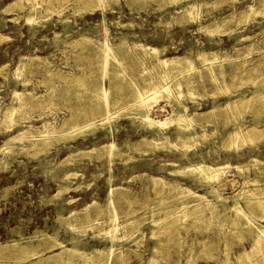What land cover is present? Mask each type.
<instances>
[{"label": "rangeland", "instance_id": "rangeland-1", "mask_svg": "<svg viewBox=\"0 0 264 264\" xmlns=\"http://www.w3.org/2000/svg\"><path fill=\"white\" fill-rule=\"evenodd\" d=\"M12 1L13 0H0V36L3 37L1 38L2 40L0 39V67H2L0 69V119H2V112L4 108H6L8 104H10L9 101H11V97L13 94L12 92L16 90L18 92L20 91L21 93L13 101V104L17 105V125L15 124L14 127L9 128L7 124L3 123V120L2 122L0 120V124L3 123L0 126V147L3 145V141L7 139V137L12 138L10 148L8 149L9 152H0V162L2 160H5V163H0L1 264H29V262H32L33 260L35 261L34 257H31L25 261L17 262L16 258L14 257V253L16 250L8 249L5 246L10 245L13 240H19L22 244L27 241L37 243V239L41 237L42 233H46L54 237L57 236L56 238L62 241L66 247L71 246L72 240L70 239V237L74 235L78 239L79 245L77 244V246L79 250L89 254L90 263L85 264H148V259L152 256V243L155 242V238L152 237L150 233V221H152V219H156L157 215L158 217L164 216L167 211L172 208H175L177 205H179V203L175 202V196L177 195V193L173 189L171 191V189L165 187L162 188V190L161 188H157L155 190V187H152V185L148 184V181L145 176H159L165 178V180L167 181L171 180V182L172 180L177 179L182 184V186H187L188 188L194 190L196 193L203 194L206 190L204 186H201L196 182H192L190 181V179H187L184 176L167 173L169 170L172 169L170 163H183L186 162L187 159L194 163L199 160V157L194 153H200L201 151L204 152L203 161L210 164L215 162H227L231 165L242 164L243 166L246 162H248L250 156H258L259 159H262L264 161V139L256 140L253 144H251L250 142H247L245 144L239 143L236 145L238 146V148H235L236 146H234V148L232 149L228 147L222 148L221 146H219V136L217 137L216 135H214L213 137H208L204 142L201 143V145L197 147H188L187 150H185L182 146H179L178 144L175 145V147L172 146L171 149H158L154 152L148 150L141 152L139 150L135 151L132 146L127 144L125 147V143H133L135 142L134 140H138L140 136H142V134H149V131L145 132V130L142 129V127H140L137 122H131L126 114L121 113L122 107H126L133 102L132 100L130 101V97L126 98L124 101L123 99L120 100L118 102L120 107L119 105H116L114 109L113 107L110 108L111 110L108 116H110L109 120L111 121L108 124H105L101 128H99L97 130L98 132L95 131L94 134H86L85 137H82V135L79 134L75 138H68L67 140L63 139V141L61 139L59 142L57 141V143L54 142V144H51L52 146L49 145L48 147H43L46 151L44 153L43 149H39L31 145V142H33L35 138L40 137V134H36L35 132L37 128H42L45 120L47 123L49 122V129H51L52 125H54L55 127L61 126L62 121L67 118L71 113L68 111L70 110V107L73 105L74 102H78L76 101L77 99L74 98V96H69L70 98L67 96V101V97L64 96V94L62 93L63 88H65V86L63 85L65 84L56 74H53L51 77L47 75L44 71L45 69L51 67L52 69L62 71L64 69L69 70L70 68H77V66H81L82 69L80 71L84 72V74H87L91 77L96 76L102 78V87L108 88L109 80L106 76H101L105 74V72H103L101 66H97L96 60L94 61L93 52L90 47H81L79 45L73 44L74 46L71 45L68 47L67 45L64 46L65 48L63 47V49L62 47H60L61 44H59V46H56L54 44V32L56 31L62 33L63 25H67L69 27L68 33L70 35L67 34L69 35L68 38L76 37L79 33H85L86 36L92 37L94 39L96 38L102 40L105 37L111 41L116 42L121 34L126 33L128 34L130 41L143 40L146 43L153 44L159 47L165 46L164 54L166 56L181 55L185 50L189 49L213 51L217 52V55L219 56H228L224 59L222 58L220 60H215L216 66L217 63L221 62V64H218L221 65L220 69L217 67L220 70H218V73L216 72L217 68H215V70L212 72L213 74L207 71L203 72L202 70H198V72L195 71V73L192 72L191 74H189L191 78L187 74V77L185 76L186 78L183 77L184 79L180 78V74L177 73V78H180V82L182 83L180 91L183 92L187 91L185 89L186 85L185 83H183L184 80H191L193 78L191 80L193 83L190 86H193V88H195V93L198 92L197 96L193 97L197 100V102L200 103L198 110L204 111L211 107L213 101H218L219 103H221L225 100L226 96L220 92L223 86L236 85L234 86V88H232V90L235 91L231 90L233 93L240 92L243 90L248 93L253 88V85L249 83L250 81H248L249 77L255 78L259 74L260 76L257 77L261 78V80H264V68H260L259 71H257L258 69L256 68V70L253 71V66L257 63L259 55L264 52V31L261 29L262 27H264V15L258 14L250 18V21L248 23H241L238 26L235 25L234 20L228 24L227 27L229 29L227 28V31L209 36L202 30H197L198 24L195 23L179 24L180 22L178 21H171L167 24L169 13H174V10L177 9V7L176 5H165L162 6L163 8L160 7V9H158V0H146V4L144 6L140 7L139 5H133L134 7L131 10H129V8L126 6L124 0H118V4H116L117 2H115V4L109 5L110 10H105L103 12L99 9H96L92 14H84L82 16H80L78 12L74 11L73 6H75V4L72 2L73 0H70V2L68 1L63 3V5L59 4V0H56L53 3L54 5H56L52 7L49 3L46 4L41 0H36L35 2L37 7L36 13H38V22L33 23L34 25L32 24L31 26L29 23L26 22L25 18L29 9L25 0L18 2V7L15 8L17 11L15 9L11 12H4L2 10L5 5L11 3ZM248 1L250 0H222L217 5H204L200 10L202 12V15H205L204 18L207 21L210 19L219 20L221 17L229 14L230 12H235L234 15H237V11L243 8L245 6V3ZM137 7H140L141 9H138ZM46 10L48 11V15L45 13ZM203 11L206 13H204ZM159 17L160 19H158ZM163 20L165 21V23ZM206 20H201V23L205 24L207 22ZM129 22L131 23V26H122V24H128ZM37 24L39 25L37 26ZM241 36H250L253 38L254 44H252V46L250 47L251 51L249 54H243V51H239V53L237 50L242 48V46L249 45L251 43L250 41L239 40ZM236 52H238L239 54H236ZM35 55L46 57V61L49 62V65L46 66V64L44 65L42 61L33 59V56ZM29 57L30 59L32 57V59L30 60ZM18 60H21V62H19ZM124 60L126 61V63ZM130 60L132 59L128 57H123V61L121 60L120 67H125L128 64V66H130L132 70L128 71L127 74H130V77H139L136 79V82H139L137 86H140L142 84L144 85L145 80L143 76L138 75L140 70V68L138 67H142L143 65V67H146L147 65L145 66V64H139L140 66H138V63L136 61L132 60V64V61ZM65 62L68 65H66ZM122 62L125 63V65ZM239 62L241 63L239 64ZM16 64L17 66L19 65L20 71H18L19 69H17ZM237 64L242 68V70L240 67H238ZM23 65L25 66L24 68ZM196 66L198 67V69H201L202 67L201 65H199L198 60H196ZM250 66L252 69H250ZM108 67L109 69L112 68L113 64L109 65ZM100 68L101 72H99ZM27 71L30 72V74L27 73ZM242 71L243 74L241 73ZM260 71L261 74L258 73ZM248 72H251L249 73L250 76H248ZM44 73L46 75H44ZM97 74L100 75L97 76ZM199 74L203 76H199ZM200 77L201 79H199ZM221 77L223 80L221 79ZM173 78L174 77H168L167 82H171ZM209 79L213 80L210 81ZM215 79L217 81L220 80L218 82V84L220 85L215 83ZM20 81H22V83ZM57 82L59 83V85ZM47 83H49L48 86ZM54 85H56V88L54 87ZM81 87L83 89L80 88V86L72 87L71 91H77L79 89L80 91L82 90L81 92H85L87 89L89 93L93 92L92 88L89 87V85L87 84ZM49 88H51L52 90H49ZM128 88L130 90H128ZM128 88H125L127 89L126 93L124 92L125 94H130L133 91L132 89H134L133 87ZM262 89L264 90V82L262 83ZM48 90L49 93L51 91L53 92V94L55 93V96L50 98L51 102L49 104L42 106L40 105V103L48 97ZM60 94L64 97V99ZM214 96H216L215 99L213 98ZM189 97L184 96L180 99V102L184 106H187V111L190 109H194V104L196 103L192 101L191 98L193 97ZM88 99L90 100L89 97L84 96L81 99L82 102L79 101V103L86 107H88L91 103L94 102L97 103H95V105L101 104V101H99V99H91L90 102ZM62 101L65 103L63 104ZM29 104L31 105L29 106ZM27 106L28 108H30L29 110ZM172 106L174 107L175 104H169L166 99L159 100L157 106L153 107L154 110H151L153 112L151 113V116L153 115V118L156 120H162L163 117L171 111ZM67 107H69V109ZM160 107H163L161 110L162 114L156 111L157 108ZM25 110L29 117L26 115ZM246 111L244 114L245 116H247V118H249L251 114L250 112L247 111V113ZM37 112H39V114ZM119 112L120 114H118ZM19 114H21V116ZM19 117H22V119ZM261 120L264 123V116H262ZM218 122H216V125H206L205 130L209 132L210 130L218 129L219 131L223 132L224 126H222L221 123L218 124ZM79 126H83V124H80ZM18 130H24V132L19 137L15 138L14 134H17ZM69 130L76 131L77 129L72 128ZM164 130L165 133L169 136V140L173 144H175L176 142L173 141V139H175L174 126L171 124L165 127ZM195 130L199 132L200 128L195 127ZM64 132L65 131H58L48 134L52 137H57L60 134H63ZM215 141L217 143H215ZM111 142H113L117 148L120 147L118 148L120 149V152L118 150L119 153L116 154L117 156L112 155L111 157H108L107 155L97 153V151H94L95 153L91 151L92 154L90 152H88L89 154L84 153V150L87 152L93 147L101 146L103 144ZM23 147H25L26 149H23ZM209 147H211L212 150L215 152L213 153L212 150L209 149ZM33 149L35 152L38 149L43 151L38 152V150V153H34ZM181 155L182 157H180ZM2 165L5 166V169ZM66 170H70L74 174L65 178L63 173ZM248 174L253 176V170H249ZM240 176L232 168L229 169V171L225 174L224 179L241 182L242 179L240 178ZM227 186L221 187L219 191H221V193L226 196H232L235 192V187L233 185ZM109 188H114L116 190L113 194V204L111 205V207L107 208L105 205V199ZM119 192L120 194H118ZM124 195L126 196L123 197ZM208 198H211V196H208ZM228 202L231 203V199H229ZM95 205H102V209L104 210H100V208H95ZM163 205L165 206L163 207ZM109 209L110 211H116L117 219L115 221V224L120 227L119 231L117 232H112L109 230L110 224L107 222V213L109 212ZM164 209H166L167 211H164ZM86 215L90 217L87 220H85ZM144 215L146 218H144ZM62 216L73 219V230L69 226H61V222L59 221L60 218L58 217L63 218ZM204 216L208 221H206V223H203L202 235L200 234V230L198 228L199 226L196 223L197 221H195L196 219H194L196 217L195 215L180 216L181 218L178 216H174L175 218H172L173 220H176H174V222L172 219L168 220L170 222H173L170 226H172L173 224L174 227L169 226L170 228H168L171 231V236L169 235L170 238L169 236L167 238L168 241L166 240L167 234L162 237L163 240H165L167 244L169 242V244L167 246V244L164 242V246L166 245L164 250L167 251H163V253H157V256L160 259L158 262L159 264H195V261L198 260L194 259V256H196L195 254L197 252L196 240L199 236L207 237L208 235L210 237L213 236L215 246L218 247H216L217 251L215 252V257L210 261V264H223L224 261L227 262V260L228 262L226 264L233 262L236 255L238 254V250L240 249L239 246L241 247L242 244L247 246L248 238L245 239L246 236L241 237L245 240H239L238 236H233L236 230H238L239 228H243L242 225H239V223L233 225L229 222L228 219L224 218L223 216L219 217L220 220L219 218L217 220L215 217H210L209 219L208 214H205ZM183 217H185V221H182ZM55 219L58 220L56 221ZM134 219L137 221H143H141L140 223L139 231L132 233L131 229L128 230V227L131 228L129 224ZM190 220H192V223H190ZM220 221H222L221 224H223L224 226L220 225ZM189 223L190 225H188ZM194 224L195 226H197L199 233L195 229L196 227H194ZM177 225H180L181 227ZM125 227L127 230L125 229ZM172 228H175L174 231L172 230ZM175 230H178L179 232ZM221 230H223L224 232ZM126 231L128 234L126 233ZM229 231L232 232L230 233ZM174 233L177 234V236H175ZM221 234L224 235V238L226 240L225 243L229 246V250L227 251V253L229 252V256L221 251L224 249L223 247L225 245V243L223 242L224 238ZM172 237H178L177 240H180H178V242H180L181 246H183L181 247L176 241V239H173ZM219 240L222 242H220ZM110 246L117 250L107 261H105L104 255L98 257L97 254L94 253V250H101ZM187 248H189V250ZM7 250L11 252L9 253V251ZM39 250L43 251L42 258L43 256L44 258L50 256L48 255L50 253H47L46 250H43V247L39 248ZM13 251L14 253L12 254ZM54 252L57 253L59 252V250H54ZM7 253H9L10 255H7ZM220 253L223 255H221ZM119 255L120 257L118 258ZM165 256H167L166 259L164 258ZM12 257L15 259H13ZM224 257L225 259H228L224 260ZM80 258L81 257H73L70 263L83 264V260L82 258ZM66 261L67 258H65V262ZM65 262H60V264L69 263ZM198 264H205V261L200 260Z\"/></svg>", "mask_w": 264, "mask_h": 264}, {"label": "bare ground", "instance_id": "bare-ground-1", "mask_svg": "<svg viewBox=\"0 0 264 264\" xmlns=\"http://www.w3.org/2000/svg\"><path fill=\"white\" fill-rule=\"evenodd\" d=\"M20 1H22V0H19V1L13 0L11 3L5 5L2 10L4 12H8V11L11 12L16 7H18L17 5H18V2H20ZM25 1L29 7L27 15L25 18H26V22L29 23L31 26L33 23L38 22L37 21V19H38L37 14L38 13H36L37 12L36 11L37 10L36 9L37 8L36 2H35L36 0H25ZM41 1L45 2L46 4L47 3L51 4V7L56 5V4L55 5L53 4L54 1H56V0H41ZM68 1L70 2V0H59V2H60L59 4L63 5V3L68 2ZM117 1L118 0H73L72 2L75 4V6H73L74 11L78 12V14L80 16H82L84 14H92L96 9H99L103 12L105 10H110L109 5L115 4V2H117ZM124 1H125L126 6L129 8V10H131L135 5H139L140 7H142L146 4V0H124ZM183 1H185V2H183ZM220 1H222V0H212V1H204V0H158L157 2H159V3L157 5H158V9H160V7L165 6V5H176L177 9L174 10L175 14L169 13V18L167 20V24L170 23L171 21H178V22H180L179 24L195 23V24H198L197 30H202L204 33H206L209 36L227 31L228 24L234 20H235L234 21L235 25L238 26L241 23H248L250 21V18H252L258 14L264 15V0H250V1L245 3V6L243 8H241L239 11H237L238 12L237 15H234L235 12H230L229 14L221 17L219 20L210 19L207 21L204 18L205 15L204 16L202 15V12L200 9L204 5H207V6L208 5H211V6L217 5ZM118 2L116 4H118ZM140 7H137V8L139 9ZM48 8H49V6H48ZM63 11H64V9H63ZM47 12L48 11L46 10L45 13L47 14ZM204 13H206V12H204ZM208 13H209V11H208ZM46 14H45V16H46ZM66 17H67V15H66ZM158 19H160V17ZM43 20H44V18H43ZM65 20H62V21H65ZM201 20H204V21L206 20L207 22L205 24H202ZM159 22H161V21H159ZM164 23H165V21H164ZM38 25L39 24H37V26ZM122 26H131V23L129 22L128 24L127 23L122 24ZM68 28L69 27L67 25H63L62 33L56 32V31L54 32V35H53L54 44L56 46H59V44H61V45H63V46L60 45V47H62V48L64 46H67V45L69 47L73 44L79 45L81 47H90L92 52H93L94 61L96 60L97 66L98 65L101 66L103 69V72H105V74H103L101 76L102 77L106 76L109 80L108 88L102 87V85H101L102 78L96 77V76L91 77V76H88L87 74H84V72L80 71L82 69L81 66H77V68H70L69 70L64 69L62 71L52 69L51 67L50 68L46 67L47 69H45L44 71L47 75H49L51 77L53 74H56L62 80V82L65 84V85H63V86H65V88H63V92L61 91L64 94V96H66V97L67 96L68 97L74 96V98L77 99V100L76 99L75 100L78 102L75 103L74 102L75 100L73 101L75 104L73 103V105L70 107V110H68L71 113L67 118H65L62 121V124L59 123V124H61V126L55 127L54 125L51 124L52 125L51 129H49V127H48L49 122L47 123L46 120L45 121L43 120L44 123H43L42 128H37V130L35 132L36 134L37 133L40 134V137L35 138V140L33 142H31L32 144L30 143L31 145H33L39 149L41 148L44 150L43 147H48L49 145L54 144V142H56V143H57V141L59 142L61 139L63 141V139L67 140L68 138H70V139L75 138L79 134L82 135V137H85L86 134H94L95 131H97L103 125L108 124L111 121V120H109L110 116H108V114L111 110L110 108L113 107V109H114V107L116 105H119L118 102L120 100L123 99V101H124L128 97H130V101L132 100L133 102L130 103L128 106L124 105L126 107H122L121 113L126 114L128 119L131 122H137L138 125L140 127H142V129L145 130V132L149 131V134H147V133L142 134V136H140V138L138 140H134L135 142H133V143L129 144V143L124 142L125 147H126V144L130 145L135 149V151L139 150L141 152V151L148 150V151L154 152V151H157L158 149H164V148L171 149L172 146L175 147V145H177V144L179 146H182L185 150H187L188 147H197V146L201 145V143L204 142L208 137H213L214 135H216L217 137L219 136V142H218L219 146H221L222 148L228 147L231 149L234 148V146H236L239 143L245 144L247 142H250L251 144H253L256 140L264 139V123L261 120L262 116H264V90L262 89V83L264 82V80L263 79L261 80V78L257 77V76H260L259 74L256 76L257 78L256 77L255 78L249 77V80L247 79L248 81H250L249 83H251L253 85V88L248 93L245 90L233 93L232 91H235V90H232V88H234V86H236V85H231V86L225 85V86H223V83H222V86L224 88L222 87L220 92L226 96L225 100L221 103H219L218 101H216V102L213 101V103L211 104V107L204 110V111L198 110L200 103L197 102V100L193 97V96H197V93H198V92L195 93V88H193V86L192 87L190 86L193 83L191 81L193 78L191 80L186 79V81L184 80V82L182 81L183 83H185V85H186L185 89L187 91H184L186 93H184L183 91H180L181 90L180 87L182 85V83L180 82V80H181L180 78L184 79L187 77V74L189 75L192 72L195 73V71L198 72V70H202L203 72L207 71V72L212 73L215 70V68L218 67L220 69V67H221V65H218V64H221V62L217 63V66H216L215 60H217V59L220 60L222 58L224 59L228 56H219V55H217V52L200 50V49H196V50L189 49V50H185L181 55L166 56L164 54L165 46L159 47V46H156L153 44L146 43L143 40H131L130 41L129 36L126 33L121 34L118 37L117 41L114 42V41H111L105 37L102 40L96 39V38L94 39L92 37L86 36L85 33H79L76 37L68 38V36L70 35L68 33L69 32ZM30 29H31V27H30ZM261 29L264 31V27H262ZM67 34H69V35H67ZM1 38H3V37L0 36V39ZM239 40L251 42L249 45H244V46H242V48L237 49L238 52L243 51V54H249L251 51L250 47L252 46V44H254L253 38L250 36H241ZM81 50H82V48H81ZM235 50H236V48H235ZM238 52H236V54L240 53V52L239 53ZM33 57H34L33 59H35V60L42 61V63H44V65L45 64H46V66L49 65V62L46 61V59H47L46 57H41L38 55H35ZM86 57H88V56H86ZM123 57L124 58L128 57V58L136 61L138 63V66H140L142 64H145V66L146 65L148 66V67L146 66L147 68L143 67L144 65L142 67L141 66L138 67V68H140L138 75L144 77V80H145V83L143 82L144 85L142 84L140 86H137L139 84V82L137 83L136 79L139 77L138 76H135L136 78L133 76L130 77L129 76L130 74L129 75L127 74L128 71L132 70V68L130 66H128V64L125 67H123V66L120 67L121 60L123 61ZM29 59H30V57H29ZM31 59H32V57H31ZM60 60H61V58H60ZM132 60H130V61H132ZM196 60H198L199 65L202 66L201 69H198V67H197L198 65L196 66ZM257 60H258L257 63L253 66V71L256 70V68L258 69L257 71H259L260 68H264V52L259 55V58ZM19 62H21V60ZM25 62H27V61H25ZM231 62H233V61H231ZM42 63H41V65H42ZM114 63H115V65H114ZM125 63H126V61H125ZM125 63H123V64L125 65ZM240 63L241 62H239V64ZM111 64H113V67L109 69L108 66ZM132 64H133V61H132ZM24 65H23V68L26 66V65L25 66ZM66 65H68V64L66 63ZM16 66H17V64H16ZM241 66H242V64H241ZM133 67H134V65H133ZM238 67H240V66L238 65ZM1 68L2 67H0V69ZM218 68L216 71L217 73L220 71ZM17 69H19V65L17 66ZM250 69H252L251 66H250ZM241 70H242V68H241ZM18 71H20V69ZM133 71H134V69H133ZM248 71H250V70H248ZM99 72H101V68H100ZM251 72H248V74ZM27 73L30 74V72H28V71H27ZM45 73H44V75H46ZM177 73L180 74V78H177ZM217 73H215V74H217ZM241 73L243 74V71ZM244 73H245V71H244ZM258 73L261 74V71ZM221 74H222V72H221ZM98 75H100V74H97V76ZM200 75L201 74H199V76ZM252 75H253V73H252ZM201 76H203V75H201ZM248 76H250V74ZM118 77H120V78H118ZM168 77H174V78L171 82L170 81L167 82ZM189 77H190V75H189ZM24 78H22V79H24ZM199 79H201V77ZM213 79H214V75H213ZM213 79H211V80H213ZM219 79H220V77H219ZM221 79H222V77H221ZM234 79H235V77H234ZM209 80H207V81H209ZM24 81H27V80H24ZM215 81H216L215 83L218 84V82L220 80L217 81L215 79ZM20 82L22 83V81H20ZM225 82H227V81H225ZM57 83H54V84H57ZM234 83H232V84H234ZM48 84L49 83H47V86H48ZM85 84L89 85V87L92 88L93 92L89 93L87 91V89L85 92H81L82 90L80 91L79 89L77 91H71L72 87L80 86V88H82L81 86H83ZM44 85H46V84H44ZM58 85H59V83H58ZM218 85H220V84H218ZM55 86L56 85H54V87ZM183 86H184V84H183ZM195 86H197V85H195ZM128 87H133L134 89H132L133 90L132 92L130 91L131 92L130 94H125L126 90H127L125 88H128ZM50 89L51 88H49V90ZM214 89H216V88H214ZM49 90H48V93H49ZM128 90H130V89L128 88ZM218 90H220V89H218ZM12 93L13 94L11 97V101H9L10 104H8V106H6V108H4V110L2 112L3 113L2 119H0L1 122L3 120V123L7 124L9 128L14 127L15 124L17 123V121H16L17 105L13 104V101L17 98L18 95H20L21 92L20 91L18 92L15 90ZM54 94L51 91L48 94V97L45 98L40 103V105L45 106V105L49 104L51 102L50 98L55 96ZM211 94H213V93H211ZM84 96L89 97L90 100L91 99H97V100L99 99V101H101V104L95 105L96 102H94V100H93L94 103H91L88 107L83 106L82 104L79 103V101L82 102L81 99ZM184 96H188V97L190 96L189 98L193 97V98H191L192 101L196 102L194 104L195 105L194 109H190L187 111V106H184L180 102V99ZM68 97H67V101H68ZM21 98H22V95H21ZM213 98L215 99L216 96H214ZM63 99H64V97H63ZM162 99H166L169 104H175V106L174 107L172 106L171 111L169 113H167L166 116H164L162 120H158V119L156 120L153 118V115L151 116V113H153L151 110L153 109L154 106H157L158 101L162 100ZM58 100H60V99H58ZM61 100H62V98H61ZM90 100H89V102H90ZM64 103L65 102H63V104ZM66 103H68V102H66ZM17 104H19V103H17ZM31 104H33V103H31ZM31 104H29V106ZM18 107H19V105H18ZM119 107H120V105H119ZM21 108H19V109H21ZM27 108H28V106H27ZM67 108L69 109V107H67ZM162 108L163 107L157 108L156 111L161 113ZM29 109L30 108H28V110ZM246 110L248 112H250V114H251L249 116V118H247V116H245V114H244ZM114 112H116V111H114ZM158 112H157V114H158ZM18 113H19V111H18ZM25 113L27 115L26 110H25ZM37 113L39 114V112H37ZM24 114H22V115H24ZM118 114H120V112ZM19 115L21 116V114H19ZM19 118L22 119V117H19ZM218 121H220V122H218ZM216 122H218V124L221 123V125L224 126L223 132L219 131L218 129H213V130H210L209 132H207L205 130L206 125H209V124H215L216 125ZM2 124H0V126ZM80 124H83V126H79ZM171 124L174 126L175 139H173V141L176 142L175 144H173L169 140V136L165 133V130H164L165 127H167ZM195 127H199L200 131L197 132L195 130ZM72 128H76L77 130L76 131H70L69 129H72ZM58 131H65V132L63 134H60L57 137L56 136L52 137L51 135L48 134V133H53V132H58ZM23 132H24V130H18L17 134H14L15 138L19 137ZM28 133H30V132H28ZM11 140H12L11 137H7V139H5L3 141V145L0 147L1 153L8 151V149L10 148V145H11ZM25 140H27V139H25ZM216 141H215V143H217ZM115 143H116V141H115ZM37 148H35V149H37ZM118 148H120V147H118ZM118 148L116 147V145L113 142H111V143L103 144L101 146L93 147L87 152L84 150V153L90 152L92 154L91 151H93V152L97 151V153H99V154H104V155H107L108 157H111L112 155H116L120 152V149H118ZM235 148H238V146H236ZM23 149H26V148L23 147ZM167 149H165V150H167ZM209 149L212 150L211 147H209ZM43 150H39L38 152H41ZM118 150H119V152H118ZM33 151H34V149H33ZM26 152H27V150H26ZM36 152L34 151V153H36ZM44 152H46V151L44 150L43 153ZM206 152H209V151H206ZM212 152L214 153L215 151L212 150ZM194 154H196L199 157V160H197L194 163L192 161H190L189 159H187V161L183 162V163L171 162L170 164L172 166V169L169 170L167 173L184 176L187 179H190V181L196 182L199 185L204 186L206 188V190H205V193H203V194H198L194 190L188 188L187 186H182V184L177 179H174L171 182V180L167 181V180H165V178H162L159 176H145V178L148 181V184L152 185V187H155V190L157 188L158 189L161 188V190H162V188H165V187H168L169 189H171V191L173 189L177 193V195L175 196L176 197L175 202L179 203V205H177L175 208L169 207V208H172L169 211L164 209V211L165 210L167 211L164 214V216L158 217V215H157L156 219H152V221H150L151 222L150 223V233H151V236L155 238V242L153 241L154 243H152V245H153L152 250H151L152 256L148 259L149 260L148 264L149 263L159 264L158 262L160 259L157 256V253H163V251L164 252L167 251V250H164V248L166 246V245L164 246V244L166 242H165V240H163L162 237L167 234V237H166V240H167L168 236L170 235L171 231L168 228L173 226V224H172V226H170V225L175 220V219L173 220L172 218H175L176 216L180 217V216H188V215L193 216V215H195L196 217L195 218L193 217V218L196 219L195 221H197L196 223L199 226L198 228L200 230V234L202 235L203 223L204 222L206 223V221H208L204 216L205 214H208L209 219H210V217H215L218 220V218L220 216H223L224 218L228 219L229 222L233 225H236L237 223H239V225H242L243 228H239L234 233L236 235H234L233 233L232 234H233V236H238L239 240L243 239L241 237L246 236V238L245 237L244 238L245 239L248 238L247 239L248 241L246 240L247 246H245L243 244H242L243 246L242 245H241V247L239 246L240 249L238 250V254L236 255L235 259L233 260V262L234 261L236 262V263L234 262V264H264V224H262V223H264V161L262 159H259L258 156H250L248 162H246L248 165L246 163L243 166H242V164L231 165L227 162H224V163H216L215 162V163L210 164V163L203 161L204 152L201 151L200 153H194ZM71 156H73V155H71ZM180 157H182V155ZM0 163L1 164L5 163V160H2ZM247 166H249V167H247ZM3 167L5 169V166H3ZM3 167H2V169H3ZM232 168L235 170V172L239 176L241 175L240 176V178L242 179L241 182H238L235 180L224 179L225 174L229 171V169H232ZM249 170H253V176L248 174ZM47 173H49V172H47ZM73 174L74 173H72L70 170H66L63 173L65 178H67ZM227 185H233L235 187V192L232 196H226L223 193H221V191H219L221 187L227 186ZM230 188H231V186H230ZM115 190L116 189H114V188H109V190L107 191V195H106V199H105V202H106L105 205L107 208L111 207V205L113 204V194H114ZM154 192H152V193H154ZM118 194H120V192ZM160 195H162V194H160ZM125 196L126 195H124L123 197H125ZM208 196H211V198H208ZM229 199H231V203L228 202ZM173 201H174V199H173ZM135 203H137V202H135ZM166 203H165V205H166ZM165 205H163V207ZM102 207H103L102 205H97L95 208H98V209L100 208V210H104V209H102ZM160 207H161V205H160ZM107 211H105V212H107ZM76 214H77V212H76ZM107 214H108V218H107L108 221L106 219L105 220L110 224L109 230L112 232L119 231L120 227L115 224V221L117 219L116 211L115 212L110 211V209H109V212ZM59 216H61V215H59ZM64 217L63 218L58 217V218H60L59 221L61 222V226L62 225L69 226L73 230L74 229L73 219L71 218L72 219L71 220L68 217H65V218ZM74 218H76V217H74ZM88 218H90V217L88 215H86L85 220H87ZM144 218H146L145 215H144ZM135 219L132 220L131 223L129 224V226H131V228L128 227V230L131 229L132 233L139 231L140 223H141V221H143V220H141V221L139 220L140 221L139 222ZM169 219H172L173 222L168 221ZM183 219H182V221H185V217H183ZM192 220H190V223H192L191 222ZM219 220H220V218H219ZM221 222L222 221H220V225H223V224H221ZM126 223H128V222H126ZM178 223H180V222H178ZM190 223L188 225H190ZM207 225H210V224H207ZM207 225H205V226H207ZM177 226H180V225H177ZM194 227H196L195 229L198 231L197 226H195V224H194ZM220 227H218V228H220ZM125 229H126V227H125ZM174 229L175 228H172L173 231H174ZM175 231H178V230H175ZM221 231H223V230H221ZM178 232H175V233H178ZM218 232H220V231H218ZM126 233H127V231H126ZM198 233H199V231H198ZM225 233H227V232H225ZM170 236H169V238H170ZM175 236H177V234H175ZM222 236L224 238V235H222ZM229 236H230V234H229ZM56 237H54L52 235H48L46 233L45 234L42 233L41 237H39L37 239V243L27 241V242H24V244H22L19 240H13V242L10 245H7L5 247L8 249H11V250H14V249L16 250L15 253L13 251L12 254L14 253V257L16 258L17 262L25 261L31 257H34L35 261L33 260L32 262H29V264H41V263L42 264L43 263H47V264L59 263L60 264V262H65V258H67L66 262L70 263V261L72 260L73 257H81L83 260V264L90 263L89 254L85 253L84 251L79 250V248L77 246L78 239L74 235L70 237V239L72 240L70 247H66L63 244V242L58 240ZM177 238L178 237H176V238L174 237L173 239H176V241L178 242L179 239L177 240ZM112 239H113V237H112ZM245 239H243V240H245ZM184 240H186V239H184ZM213 240H214L213 236L210 237L209 235L207 237H204V236L200 237L199 236L197 238V240H196L197 252L195 254L196 256H194V259H198V260L195 261V264H198V262H200V260H204L205 264H210V261L212 259H214L215 252L217 251L218 247L215 246V243ZM139 241H140V238H139ZM225 241L226 240L224 238L223 242L225 243ZM181 242H182V240H181ZM220 242H222V241H220ZM174 243H172V244H174ZM178 243L181 246L180 242H178ZM168 244H169V242H168ZM168 244H167V246H168ZM41 247H43V250H46L47 253H50V254H48L50 256H47L45 258L43 256V258H44L43 259L42 258L43 251L39 250V248H41ZM223 248L224 249L221 251L228 255L229 252L227 253V251L229 250V246L225 243ZM169 249H171V248H169ZM187 249L189 250V248H187ZM54 250H59V252L55 253ZM116 250L117 249H114L112 246H110L108 248H103L101 250H96V251L94 250V253L97 254L98 257H101V255L102 256L104 255L105 261H107L114 254V252ZM7 251H9V250H7ZM3 252H4V250H3ZM10 252L11 251H9V253ZM190 252H191V250H190ZM9 253H7V255ZM51 253H52V255H51ZM221 255H223V254H221ZM1 256H2V251H1ZM3 257H4V255H3ZM119 257H120V255L118 256V258ZM166 257L167 256H165L164 258L166 259ZM15 258H13V259H15ZM4 259H5V257H4ZM6 259H8V258H6ZM227 259H225V257H224V260H227ZM94 260H95V258H94ZM186 261H187V259H186ZM229 261H231V260H229ZM102 262H103V260H102ZM146 262H147V259H146ZM227 262H228V260H227ZM227 262L224 261L223 264H226ZM233 262H231V263L233 264ZM231 263H229V264H231Z\"/></svg>", "mask_w": 264, "mask_h": 264}]
</instances>
